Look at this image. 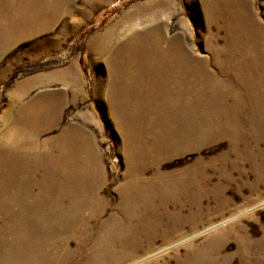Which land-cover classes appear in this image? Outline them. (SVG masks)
<instances>
[{
    "label": "rangeland",
    "instance_id": "1",
    "mask_svg": "<svg viewBox=\"0 0 264 264\" xmlns=\"http://www.w3.org/2000/svg\"><path fill=\"white\" fill-rule=\"evenodd\" d=\"M0 264H264V0H0Z\"/></svg>",
    "mask_w": 264,
    "mask_h": 264
},
{
    "label": "bare ground",
    "instance_id": "2",
    "mask_svg": "<svg viewBox=\"0 0 264 264\" xmlns=\"http://www.w3.org/2000/svg\"><path fill=\"white\" fill-rule=\"evenodd\" d=\"M17 6L19 7H22L23 4L22 1L21 2H18L16 3ZM145 49L144 48H141V49H135V50H131L128 52L127 54V57L129 58V60L131 61V63H135L137 60H141L142 58H144L146 56V52L144 51ZM164 52H168V50H164ZM148 54H149V58H153V57H156L158 62L160 63L159 65H157L158 67V70L163 66V65H169V62L171 60H173V58H175L174 55H171V54H158L157 50L155 47H153V50L151 52L148 51ZM136 57H140V59H136ZM196 68V71L200 70V74L202 77H204L205 75V65H203L201 63L200 66H194V70ZM214 75L211 71H208L207 73V78L208 80L212 83L213 82V78ZM215 80V79H214ZM215 83H218V85L220 84L219 82H217L215 80Z\"/></svg>",
    "mask_w": 264,
    "mask_h": 264
}]
</instances>
